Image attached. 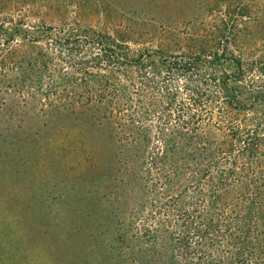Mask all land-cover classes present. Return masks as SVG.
Returning <instances> with one entry per match:
<instances>
[{
  "label": "trees",
  "instance_id": "16d2710c",
  "mask_svg": "<svg viewBox=\"0 0 264 264\" xmlns=\"http://www.w3.org/2000/svg\"><path fill=\"white\" fill-rule=\"evenodd\" d=\"M34 2L0 0V160L11 167L22 144L54 157L80 143L76 168L97 162L110 188L105 200L79 189L70 219L44 224L47 260L264 264V50L247 45L246 7L152 46L75 16L35 20ZM42 138L50 147L34 148Z\"/></svg>",
  "mask_w": 264,
  "mask_h": 264
},
{
  "label": "rangeland",
  "instance_id": "374dc122",
  "mask_svg": "<svg viewBox=\"0 0 264 264\" xmlns=\"http://www.w3.org/2000/svg\"><path fill=\"white\" fill-rule=\"evenodd\" d=\"M8 5L9 1H15L26 6V2H39L35 6L34 19L43 18V14L65 17H77L85 24L95 28L106 30L110 33L133 42L152 46H171L189 32L203 34L211 29V25L221 24V17L238 15L237 11L246 7L244 19L250 24L252 35L248 37L247 45L254 49L264 50V0H3ZM23 1V2H21ZM60 1L63 8L49 11L44 6L48 3ZM16 3L12 6L16 7ZM31 5V4H30ZM241 7V8H240ZM45 17V16H44ZM54 22L56 23L55 19ZM234 31V30H233ZM32 122L36 125V119ZM28 122L22 123L18 138L23 139ZM3 129V134L13 136L17 128L10 125ZM85 131V130H84ZM91 140L97 143V136ZM9 137L7 140H10ZM98 139V138H97ZM100 141V140H99ZM45 138L35 142L45 148H49ZM100 141L103 151L109 150ZM86 143V141H85ZM82 144L68 145L73 149L67 153L62 148L54 157L49 153L33 150L32 146L22 144L18 154H15L11 167H5L0 160V252L5 250L11 242L18 239V245L13 246L10 252H6L5 264H64L67 259L62 251L52 250L51 257L47 260L46 251L43 248L46 239L53 234L43 233L44 224L52 226L56 220H69V211L75 210V193L79 189H91L98 191L105 200L109 192V182L106 172L99 167L97 162L94 168L79 172L76 168L77 149H82ZM104 145V146H103ZM7 147L9 145H6ZM43 151V150H41ZM105 158V157H104ZM97 158L95 159V161ZM98 165V166H97ZM83 177H82V176ZM46 193L58 197L55 202L46 198ZM68 195V197L64 196ZM47 208V210H46ZM39 210L42 214L33 212ZM48 213L46 214V212ZM19 220H14V217ZM60 234V233H59ZM77 237V236H76ZM81 239V237H80ZM77 240L72 245V255L75 257L79 249ZM80 241V240H79ZM69 264V263H68Z\"/></svg>",
  "mask_w": 264,
  "mask_h": 264
}]
</instances>
